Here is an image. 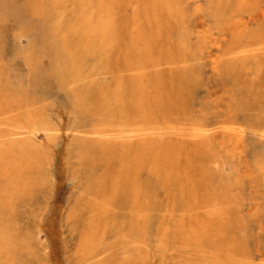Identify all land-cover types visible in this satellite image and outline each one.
<instances>
[{
    "label": "rangeland",
    "instance_id": "1",
    "mask_svg": "<svg viewBox=\"0 0 264 264\" xmlns=\"http://www.w3.org/2000/svg\"><path fill=\"white\" fill-rule=\"evenodd\" d=\"M57 4L0 0V135L32 159L11 264H264V0Z\"/></svg>",
    "mask_w": 264,
    "mask_h": 264
},
{
    "label": "bare ground",
    "instance_id": "2",
    "mask_svg": "<svg viewBox=\"0 0 264 264\" xmlns=\"http://www.w3.org/2000/svg\"><path fill=\"white\" fill-rule=\"evenodd\" d=\"M58 1H60V0H47V2H49V5H50V7L48 8V11H52V12H54V11H56L55 9H54V6L58 3ZM102 1V0H101ZM97 3H98V1H97ZM86 4V3H85ZM86 5H88V4H86ZM90 5V4H89ZM96 5V4H95ZM57 6H59V4H57ZM56 6V7H57ZM92 7V6H91ZM137 7V6H136ZM95 8H96V6H95ZM97 8H98V6H97ZM132 8V7H131ZM29 9V8H28ZM57 9V8H56ZM82 9H84V8H82ZM93 9V8H92ZM91 9V10H92ZM86 10V8L84 9V11ZM100 10V9H99ZM136 10V9H135ZM81 12V11H80ZM80 12L78 13L79 15H81L80 14ZM83 12V11H82ZM96 12V11H95ZM92 13V12H91ZM93 13H94V11H93ZM51 14H53V13H51ZM85 14V13H84ZM88 14V13H87ZM99 14V13H98ZM103 14V13H102ZM83 15V14H82ZM50 16V15H49ZM52 16V15H51ZM84 16V15H83ZM87 16H91V15H87ZM92 16H93V14H92ZM101 16V15H100ZM99 16V17H100ZM137 16V15H136ZM98 17V18H99ZM104 17V16H103ZM78 18V17H77ZM80 18V17H79ZM53 19V18H52ZM86 19V18H85ZM89 21H88V24H90V23H92L91 22V18L89 19V18H87ZM103 19V18H102ZM105 19V18H104ZM99 20V19H98ZM54 21V20H53ZM94 21V20H93ZM101 21V20H100ZM106 21V20H105ZM98 22V21H97ZM102 22V21H101ZM51 23V22H50ZM96 23V22H95ZM140 23V22H139ZM56 24V23H55ZM59 24V23H58ZM85 24H86V22H85ZM43 25H45V24H43ZM52 25V24H51ZM92 25V24H91ZM104 25V24H103ZM88 26V25H87ZM100 26V25H99ZM138 26H140V25H138ZM69 27V26H68ZM80 27V26H79ZM92 27V26H91ZM94 27V26H93ZM58 28H59V26H58ZM70 28V27H69ZM137 28V27H136ZM135 28V29H136ZM139 28H142V27H139ZM63 29H64V27H63ZM102 29H103V31H102ZM133 29H134V27H133ZM135 29H134V31H135ZM138 30V29H137ZM141 30V29H140ZM58 31H60V29H58ZM64 31H65V29H64ZM90 31V30H89ZM101 31H102V34L103 35H105L106 33H107V28L106 27H104V28H101ZM142 31V30H141ZM144 31V30H143ZM142 31V32H143ZM63 32V30L60 32V33H62ZM138 32H140V31H138ZM109 33V32H108ZM136 33V32H135ZM141 33V32H140ZM68 34V33H67ZM66 34V35H67ZM69 35V34H68ZM87 35V34H86ZM108 35V34H107ZM132 35V34H131ZM144 35V34H143ZM63 36H65V35H62V37ZM80 36V35H79ZM90 36V35H89ZM135 36H136V34H135ZM95 37V36H94ZM142 37V36H141ZM87 38V37H86ZM97 38V37H96ZM107 38V37H106ZM132 38V37H131ZM65 39V38H64ZM68 39V38H67ZM214 39V38H213ZM86 40H88V39H86ZM86 40H85V42H86ZM216 40V39H215ZM214 41V40H213ZM217 41V40H216ZM71 42V41H70ZM133 40H132V44H133ZM65 43H66V41H65ZM142 42H139V43H137L138 44V46H140V44H141ZM214 43V42H213ZM64 44V43H63ZM68 44L70 45V43L68 42ZM74 44V43H73ZM132 44L130 45V46H132ZM136 44V45H137ZM71 46H72V44H71ZM71 46H69V47H71ZM75 46V45H74ZM79 46V45H78ZM107 46V45H106ZM134 46V45H133ZM73 47V46H72ZM71 47V48H72ZM80 47V46H79ZM83 47V46H82ZM89 47V46H88ZM68 48V47H67ZM90 48V47H89ZM218 48V47H217ZM66 49V48H65ZM76 49V48H75ZM82 48H80V50H81ZM86 49H87V46H86ZM198 49V48H197ZM204 49V48H203ZM212 50V49H211ZM65 51V50H64ZM68 51V50H67ZM83 51H85V50H83ZM134 51V50H133ZM201 51V50H200ZM66 52V51H65ZM75 52V51H74ZM264 52V51H263ZM72 53V52H71ZM89 53V52H88ZM91 53V52H90ZM216 54V53H215ZM218 54V53H217ZM78 55H80V54H78ZM140 55V54H139ZM196 55H198V54H196ZM135 56V55H134ZM68 57H70V56H68ZM89 57V56H88ZM139 57V56H138ZM198 57H199V55H198ZM77 58V57H76ZM203 58V57H202ZM82 59V58H81ZM199 59H201V58H199ZM71 61V60H70ZM73 61V60H72ZM75 62V61H74ZM79 62H81V61H79ZM76 63H78V62H76ZM86 63V62H85ZM213 66H214V68L215 69H217L218 67H219V63H220V59L217 57V58H215L214 60H213ZM133 64V63H132ZM68 65V64H67ZM85 65V64H84ZM134 65V64H133ZM73 66V65H72ZM77 66V65H76ZM85 67V66H84ZM84 67H83V69H84ZM131 68L132 69H134L135 70V68L134 67H132L131 66ZM144 68V67H143ZM78 69V68H77ZM76 69V70H77ZM82 69V68H81ZM81 69H80V71H81ZM145 69V68H144ZM75 70V71H76ZM79 70V69H78ZM138 70V69H137ZM70 72H71V70H70ZM74 72V71H73ZM72 72V73H73ZM138 72H139V70H138ZM137 72V73H138ZM140 72H141V70H140ZM69 74V73H68ZM73 74H75V73H73ZM79 73H77V75H78ZM91 74V73H90ZM139 74V73H138ZM142 74H144V73H142ZM71 75V74H70ZM93 75V74H92ZM79 76V75H78ZM142 76V75H141ZM141 76H140V78H141ZM72 77V76H71ZM76 77V76H75ZM69 78V77H68ZM68 78H67V80H68ZM78 78V77H77ZM72 79V78H71ZM73 81H74V77H73V79H72ZM71 83H73V82H71ZM75 84H76V82H74ZM74 83H73V85H74ZM78 83V82H77ZM136 84V83H135ZM65 86H67V85H65ZM68 86H71V85H68ZM136 86H138V85H136ZM137 88V87H136ZM141 88V87H140ZM137 90V93H139L140 92V90L137 88L136 89ZM139 90V91H138ZM133 92H135V91H133ZM140 96H141V94H139ZM79 96H81V95H79ZM135 96H136V94H135ZM3 97V96H2ZM90 98V97H89ZM136 98V97H135ZM138 98H139V96H138ZM137 98V99H138ZM78 99H79V101L81 100L79 97H78ZM139 100V99H138ZM1 101L2 102H4L3 101V98L1 99ZM87 101H89V100H87ZM135 101V100H134ZM77 102V101H76ZM81 102L82 101H80V105H81ZM83 102H86V101H84L83 100ZM82 102V105L84 104ZM93 103V102H92ZM0 104H3V103H0ZM5 104H6V107H7V102H5ZM8 104H9V102H8ZM89 104V103H88ZM12 105V104H11ZM11 105H9V106H11ZM3 106H4V104H3ZM109 105H107V107H108ZM6 107H4V108H6ZM12 107V106H11ZM24 107V106H23ZM26 108V107H25ZM7 109V108H6ZM1 110V109H0ZM4 110V109H3ZM18 110H19V108H18ZM108 110V109H107ZM6 111H8V109L6 110ZM15 111H17L15 108H11L8 112H6V113H13V112H15ZM0 112H2V111H0ZM3 113V112H2ZM5 113V114H6ZM1 115V114H0ZM17 115V114H16ZM27 115V114H26ZM3 117H4V115H2ZM33 116V115H32ZM28 117H30V115H28ZM27 117V118H28ZM6 118V117H5ZM16 118V117H15ZM31 118V117H30ZM10 117H8V121L7 122H1L0 121V127L1 126H6V127H10L11 129H12V127H13V125L14 124H12V123H10ZM12 119V118H11ZM14 119V118H13ZM33 119V118H32ZM7 120V119H6ZM16 120V119H15ZM14 120V121H15ZM17 120H19V119H17ZM16 120V122H18ZM26 120V119H25ZM15 122V123H16ZM25 122V121H24ZM33 122H35L34 120H33ZM32 121L30 122V123H32L31 125H34L35 123H33ZM37 122V121H36ZM39 122V121H38ZM41 122V123H40ZM39 123L40 124H42V122H43V127H42V129L43 130H45V131H52V130H57V129H53V128H51L49 125H47V123L49 122V123H51L52 121H50V120H48V122H47V120L46 119H42L41 118V121H40ZM26 123V122H25ZM30 123H28L27 125H29ZM48 123V124H49ZM38 124V123H37ZM98 124V126H99V123H97ZM39 125V124H38ZM194 125V124H193ZM233 125V124H232ZM35 126V125H34ZM55 126V125H54ZM78 126V125H77ZM83 126V125H82ZM195 126V125H194ZM15 127H17V128H19V129H22V130H24V129H26V130H28L29 129V127H27L26 125L25 126H23V125H16L15 124ZM40 127V126H39ZM85 127V126H84ZM32 128H33V130H37V127H33L32 126ZM146 128H147V126H146ZM145 128V129H146ZM194 128V127H193ZM241 128H242V126H241ZM244 128V127H243ZM243 128L242 129H235V128H233V127H229V126H214L213 128H210V129H207L206 128V125L204 124V125H196L195 126V128H194V131L196 132L194 135H193V133H192V137H193V139H194V141H197V140H199V138L201 139L202 137H204V136H206V135H210V137H212V138H217L219 135L221 136V134L222 135H227L228 137H236L237 139V141H238V139L241 141L242 139H243V137L245 136V131L243 130ZM31 129V128H30ZM138 129V128H137ZM148 129V128H147ZM150 129V128H149ZM68 130H71V131H75L76 129H73V128H67L66 129V131H68ZM140 130V129H139ZM1 131V130H0ZM104 131V130H103ZM150 131H152V129L150 130ZM4 132V131H3ZM15 132H17V131H15ZM25 132V131H24ZM34 132V131H33ZM33 132H32V134H33ZM36 132V131H35ZM129 132V131H128ZM8 132L6 131V134H7ZM14 133V132H13ZM12 132H11V134H13ZM107 133V132H106ZM119 133H120V131H119ZM142 133H143V131H142ZM149 133V132H148ZM15 134V133H14ZM17 134H19V133H17ZM36 134H38V133H36ZM8 135H10V134H8ZM26 135V134H25ZM28 135V134H27ZM101 135H103V134H101ZM104 135H107V134H104ZM103 135V136H104ZM118 135V134H117ZM116 135V136H117ZM127 135V134H126ZM12 136V135H11ZM18 136V135H17ZM31 136V135H30ZM35 136V135H34ZM33 136V137H34ZM108 136V135H107ZM129 136V135H128ZM143 136V135H142ZM141 136V137H142ZM147 136V135H146ZM121 137V136H120ZM120 137H118V138H120ZM133 137V136H132ZM148 137H150L149 135H148ZM11 138V137H10ZM20 138H22V137H20ZM36 138V137H35ZM100 138V137H99ZM102 138V137H101ZM122 138V137H121ZM123 138H125V137H123ZM133 138H135V137H133ZM137 138V137H136ZM147 138V137H146ZM9 139V138H8ZM17 139V138H16ZM228 140H229V138H227ZM24 140H26V139H23V141ZM28 140V139H27ZM30 140H33V139H29V141ZM123 140V139H122ZM129 140V139H128ZM134 140V139H133ZM136 140V139H135ZM104 141V140H103ZM108 141V140H107ZM110 141V140H109ZM25 142H27V141H25ZM31 142V141H30ZM101 142V141H100ZM136 142V141H135ZM146 142V141H145ZM22 143H24V142H22ZM32 143V142H31ZM34 143V142H33ZM102 143V142H101ZM106 143V142H105ZM104 143V144H105ZM21 144V143H20ZM125 144V143H124ZM123 144V145H124ZM233 144H234V142H233ZM9 145V146H8ZM92 145V144H91ZM109 145V144H108ZM25 146V145H24ZM95 146H97V148H99V146H98V143H97V145H95ZM35 147V146H34ZM90 147V146H89ZM145 147H147V146H145ZM150 147V145L148 146V148ZM94 148H96V147H94ZM93 148V149H94ZM30 148H28V150H29ZM91 149H92V147H91ZM24 151V149L23 148H21V146H18V144L16 143V144H14V143H10V144H5V142H4V137H2L1 135H0V177H1V194H2V192L4 193V194H8V196H7V198L9 199V200H7V198L5 199V200H7L8 201V203H10V201H11V199H10V196H11V194L14 192L13 190H15V189H9L8 187L9 186H14L13 185V183L14 182H18V181H21V179H24V174L22 175V172L20 171L21 170V168H24V165L27 163V164H29L28 163V161H29V159H31V156H30V158H29V156H27L28 154H25V151ZM31 150H29V152L26 150V152H28L29 154H31V152H30ZM145 152H146V150H145ZM148 153V152H147ZM146 153V154H147ZM33 154V153H32ZM31 154V155H32ZM35 156V155H34ZM148 156V155H147ZM37 157H40V156H37ZM146 157V156H145ZM29 158V159H28ZM42 158H43V156H42ZM148 158V157H147ZM146 158V159H147ZM34 159V158H33ZM28 160V161H27ZM32 160V159H31ZM37 160V159H36ZM39 160V159H38ZM41 161H42V159H41ZM44 161V160H43ZM146 161V160H145ZM38 162V161H37ZM35 165H36V163L35 162H33ZM33 165V164H32ZM27 166V165H26ZM29 166V165H28ZM27 166V167H28ZM34 166V165H33ZM30 167V166H29ZM36 167V166H35ZM39 168V167H38ZM26 171V170H25ZM27 172V171H26ZM30 177V176H29ZM27 178H28V176H27ZM3 179V180H2ZM32 181H33V178L31 179ZM4 181V182H3ZM31 181V182H32ZM27 182H29V181H27ZM23 183H25V182H23ZM22 183V184H23ZM25 185V184H24ZM21 186V185H20ZM26 186V185H25ZM26 188H27V186H26ZM18 189H19V187H18ZM22 190V189H21ZM24 191V190H23ZM1 196V195H0ZM15 197V196H14ZM6 202V201H5ZM15 202V201H14ZM11 204V203H10ZM10 204H7V205H10ZM8 207V206H7ZM6 207V208H7ZM3 208V207H2ZM2 208H0V209H2ZM9 209H10V207H8ZM2 211H3V209H2ZM1 213V212H0ZM2 214V213H1ZM5 214V213H4ZM6 215V214H5ZM9 216V215H8ZM8 216H7V219H8ZM6 217V216H5ZM4 218V217H3ZM2 219V218H1ZM6 219V218H5ZM4 219V220H5ZM6 219V220H7ZM100 221V220H99ZM3 223V222H2ZM5 223H6V221H5ZM12 223V222H11ZM4 224V223H3ZM10 226H12V225H10ZM4 227H5V224H4ZM0 228H2V226H0ZM3 229V228H2ZM7 229L8 228H6V230L5 231H3L1 234H0V263L2 264H4V263H9L10 262V264H11V261H12V257L10 256V255H12L13 254V251H14V247L12 246L13 245V241H11L10 240V242H9V238L8 237H10L9 235H7V233H6V231H7ZM11 229V228H10ZM1 230V229H0ZM14 231V230H13ZM8 232V231H7ZM94 233V232H93ZM9 256H10V258H9Z\"/></svg>",
    "mask_w": 264,
    "mask_h": 264
}]
</instances>
